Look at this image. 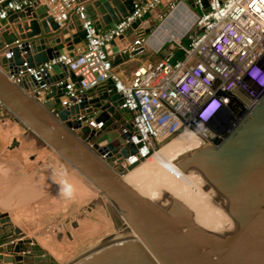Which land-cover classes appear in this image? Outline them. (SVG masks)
I'll list each match as a JSON object with an SVG mask.
<instances>
[{
  "label": "water",
  "instance_id": "1",
  "mask_svg": "<svg viewBox=\"0 0 264 264\" xmlns=\"http://www.w3.org/2000/svg\"><path fill=\"white\" fill-rule=\"evenodd\" d=\"M135 1L87 0L86 10L96 27L106 30L131 13ZM178 1L161 0L106 48L127 35L149 36L161 24L160 15L167 12L170 3ZM181 1L201 13L196 0ZM201 3L207 8L208 0ZM71 18V23L68 20L59 24L48 14L47 6L35 3L0 19V105L25 130L24 140L30 136L38 148H49L67 161L115 205L134 232L117 241L112 240L115 234H110L99 244L102 246L93 247L69 264H264V96L220 146L209 145L187 154L145 197L112 167L114 156L128 157L136 151L131 144L121 148L129 134L120 133L122 122L117 118L127 114L130 120L132 113L120 107L121 94L112 80L80 93L79 103L61 107L65 84L57 82L67 75L80 80L66 66H59L62 73L47 76L51 99L42 104L33 97L42 81L32 79L33 86L28 90L29 77L19 83L8 77V72L25 69V64L39 65L63 48L72 52L86 33L80 19ZM20 20L23 23L17 25V36L9 30L8 23ZM145 21L146 27L142 24ZM185 35L183 45L187 46ZM167 53V47L159 51L161 57ZM183 54L184 50L178 48L172 62ZM128 58V53L118 54L114 65ZM233 94L251 104L239 89H234ZM53 108L57 115L52 113ZM81 115L83 119L78 120ZM91 116L97 122L103 121V126H89L85 121ZM92 140L96 151L86 144ZM97 152L107 153V161ZM133 168L134 165L129 170ZM108 208L119 230V215L109 205ZM10 221L9 214H0V228ZM72 225L78 227V221ZM21 234L20 228H14L0 235V241ZM67 235L72 239L70 232ZM10 250L8 254L0 253V261L42 264L54 259L31 238L19 240Z\"/></svg>",
  "mask_w": 264,
  "mask_h": 264
},
{
  "label": "built area",
  "instance_id": "2",
  "mask_svg": "<svg viewBox=\"0 0 264 264\" xmlns=\"http://www.w3.org/2000/svg\"><path fill=\"white\" fill-rule=\"evenodd\" d=\"M160 2L136 0L131 13L113 27L99 30L86 10V0H0V19L35 3L46 5L48 13L59 24L67 22L74 13L80 19L86 33L83 49L60 52L39 65L25 64V69L7 74L15 83L26 77L42 81L33 93L34 99L42 104L50 99L47 76L59 66H66L80 80L74 81L67 75L57 82V85L65 84L61 107L79 103L80 93L112 80L116 92L121 94L120 107L132 113L131 119L120 129L121 134H129L121 148L129 144L136 147L128 157L114 156L112 167L121 176L130 166L149 161L158 150V143L185 130L196 137L194 149L220 146L264 96V0H208L207 8L201 0H196L201 13L189 7L196 19L185 35L187 46L183 45L184 38L152 46L150 39L154 33L184 4L181 0L170 3L167 12L159 17L161 24L149 36H137L114 54L107 52L108 43L125 34L133 22ZM178 21L180 19L174 23ZM163 47L168 49L165 57L144 62L129 78L123 79L113 71L118 54L128 53L131 58L151 48L159 53ZM178 48L184 50L183 57L172 62ZM234 89L243 92L251 104L243 103L233 94ZM232 96L242 103L241 110L235 107ZM213 100L222 104L221 112L212 123L204 122L200 114ZM3 108L0 105V109ZM52 113L57 115V109L53 108ZM83 117L79 116L78 120ZM85 122L95 128L104 124L97 122L94 116ZM86 144L96 151L94 140ZM97 154L107 161V153ZM25 237L21 234L0 241V253L8 254V250L11 253L10 247Z\"/></svg>",
  "mask_w": 264,
  "mask_h": 264
},
{
  "label": "crops",
  "instance_id": "3",
  "mask_svg": "<svg viewBox=\"0 0 264 264\" xmlns=\"http://www.w3.org/2000/svg\"><path fill=\"white\" fill-rule=\"evenodd\" d=\"M75 16V13L72 14V17ZM69 20L71 23L73 18ZM22 23L23 20L8 23L9 30L19 36L17 25ZM142 24L146 27L148 26V21L142 22ZM137 36L131 34L124 36L123 39L114 41L106 48L107 52L114 54L118 48H121L120 45L123 42L130 41L131 43ZM84 47V40L75 45V49H83ZM66 51H68L66 48L61 49V52ZM152 51H154V48H151L146 53L121 60L113 66V71L123 79L131 77L132 72L139 65L148 60H156L161 57L155 51L154 53L157 55L151 54ZM57 73H62V71L57 68L52 74ZM27 85L28 90H30L33 86L32 80H27ZM117 120L125 124L129 120L128 115L120 114ZM24 134L25 130L12 118L8 111L5 108L0 109V214L6 213L11 217V221L4 225L3 228H0V235L8 234L14 228H20L22 234L26 236L25 239L31 238L35 240L44 249L48 247L44 240H42L41 244L38 242V238L27 236L26 221L31 223V221L37 222L38 220L39 226H41L42 224L51 223L49 220L54 217V222L59 216L60 211L58 212V210L62 205L61 202H63V207H65L61 212H66L63 216L70 217L74 213V208L72 207L74 202H71V197L75 196L76 183L79 188L80 185L84 188L85 186H83L82 180L76 176L74 167L67 161L49 148H38L36 140L30 136L29 138L27 136L26 140H24ZM186 145L189 146V144ZM65 202L67 205H65ZM59 203H61L60 206ZM73 222L74 220H71V223ZM32 230L36 231L34 228ZM27 232H30V230ZM83 234L82 228L78 226V229L74 232L76 245L73 246H75V249L81 247L80 242ZM49 251L46 252L50 253L54 259L42 264L60 263V258L52 250ZM0 264L12 263L0 261Z\"/></svg>",
  "mask_w": 264,
  "mask_h": 264
},
{
  "label": "rangeland",
  "instance_id": "4",
  "mask_svg": "<svg viewBox=\"0 0 264 264\" xmlns=\"http://www.w3.org/2000/svg\"><path fill=\"white\" fill-rule=\"evenodd\" d=\"M151 54L157 55L154 53V51H152ZM170 140L171 139L158 143L159 148H161ZM192 151H194V148L191 151L183 153L179 157L172 158V161L179 164V162L184 160L186 155ZM170 157L168 156L169 163L171 160ZM76 176L82 180L84 183L83 186H85V188L81 187V185L79 188L78 184L76 183V190L74 193L75 196L71 197V202H74V204H72V207L74 208L73 215L70 217L63 216L66 214V212H61L65 208L63 207V202H61L62 205L59 203V206L61 205L58 210V212L60 211L58 214L59 216L54 222V217H51V220H49L51 223L49 224H42L39 226L38 220L37 222L30 220L31 223L26 221L25 225V228L28 229L26 230L27 236L38 238V242L41 244L42 240H44L48 245V247L44 249H46L48 252H50L49 250H52V252H54V254L60 258V264H69L71 261L75 260L76 257L78 258L88 250L102 243L106 236L115 233L120 234L123 232L122 227L119 230H116L114 227V222L111 218L110 210L108 208L110 200L98 189L88 184L77 172ZM151 186L152 184L149 181L142 188H140V190L145 193ZM65 205H67L66 202ZM71 220H74V222L78 221V224L84 233L83 237H81V247L79 249H75V246H73L76 245V242L74 241V232L78 229V227H73ZM122 225H124V223ZM33 228L36 231L32 230ZM29 230L30 232H27ZM68 232L72 234V239L68 237ZM59 233H62L61 239H58Z\"/></svg>",
  "mask_w": 264,
  "mask_h": 264
},
{
  "label": "bare ground",
  "instance_id": "5",
  "mask_svg": "<svg viewBox=\"0 0 264 264\" xmlns=\"http://www.w3.org/2000/svg\"><path fill=\"white\" fill-rule=\"evenodd\" d=\"M178 19H180V21L175 24L174 22ZM195 19V13L187 5L181 4L178 8V12L173 13L170 18H168L167 21L154 33L153 37H151L150 42H152V46L158 47L167 40L182 38L190 30L195 22ZM171 25H173V28H169ZM194 142L196 143V137L193 132L189 130L181 132L164 144L161 148L156 150L149 161L143 162L127 171L122 176L123 180L139 191L143 196L147 197L151 191L168 175V173L178 165L172 161V158L179 157L183 153L196 148L197 143L195 144ZM186 144L190 145L188 146ZM168 156H171L170 163L168 162ZM149 181L152 186L148 189V191L143 193L140 188H142ZM109 206L119 215L121 222L123 221L122 224L124 223V225H121L123 232L120 234L115 233L112 240H123L133 236L134 232L125 217L118 213L115 205L111 201H109Z\"/></svg>",
  "mask_w": 264,
  "mask_h": 264
},
{
  "label": "clouds",
  "instance_id": "6",
  "mask_svg": "<svg viewBox=\"0 0 264 264\" xmlns=\"http://www.w3.org/2000/svg\"><path fill=\"white\" fill-rule=\"evenodd\" d=\"M221 108L222 104L219 103L218 100H213L203 108V111L200 114L201 120L204 122L212 123L220 114Z\"/></svg>",
  "mask_w": 264,
  "mask_h": 264
},
{
  "label": "trees",
  "instance_id": "7",
  "mask_svg": "<svg viewBox=\"0 0 264 264\" xmlns=\"http://www.w3.org/2000/svg\"><path fill=\"white\" fill-rule=\"evenodd\" d=\"M232 99H233V101L235 103V107L237 109L241 110L242 109V103L237 98H235L234 96H232Z\"/></svg>",
  "mask_w": 264,
  "mask_h": 264
},
{
  "label": "flooded vegetation",
  "instance_id": "8",
  "mask_svg": "<svg viewBox=\"0 0 264 264\" xmlns=\"http://www.w3.org/2000/svg\"><path fill=\"white\" fill-rule=\"evenodd\" d=\"M199 149H201V148H199ZM199 149H194V151L199 150ZM194 151H192V152H194Z\"/></svg>",
  "mask_w": 264,
  "mask_h": 264
}]
</instances>
